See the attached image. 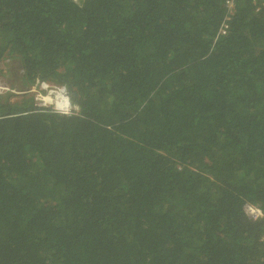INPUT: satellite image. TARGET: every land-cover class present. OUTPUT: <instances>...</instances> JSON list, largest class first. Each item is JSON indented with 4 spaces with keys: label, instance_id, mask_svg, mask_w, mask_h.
I'll return each mask as SVG.
<instances>
[{
    "label": "trees",
    "instance_id": "obj_1",
    "mask_svg": "<svg viewBox=\"0 0 264 264\" xmlns=\"http://www.w3.org/2000/svg\"><path fill=\"white\" fill-rule=\"evenodd\" d=\"M225 1L0 0L75 109L0 96V264H264V6Z\"/></svg>",
    "mask_w": 264,
    "mask_h": 264
},
{
    "label": "built area",
    "instance_id": "obj_2",
    "mask_svg": "<svg viewBox=\"0 0 264 264\" xmlns=\"http://www.w3.org/2000/svg\"><path fill=\"white\" fill-rule=\"evenodd\" d=\"M240 0H226L225 5L228 9L236 7V3ZM258 10L264 6V0H250ZM228 31L226 24L220 29L221 34ZM18 73H24L22 68L18 69ZM10 96L22 99L26 95L34 98L36 105L42 109H51L54 113L61 115H70L74 112L67 89L64 86L55 85L47 81H40L32 87L25 88L8 83L5 80H0V96ZM255 209L256 211H251ZM242 210L245 216L251 221H261L264 219V212L261 208L253 203L247 202L243 205Z\"/></svg>",
    "mask_w": 264,
    "mask_h": 264
},
{
    "label": "rangeland",
    "instance_id": "obj_3",
    "mask_svg": "<svg viewBox=\"0 0 264 264\" xmlns=\"http://www.w3.org/2000/svg\"><path fill=\"white\" fill-rule=\"evenodd\" d=\"M18 67L19 63L17 61H11V60H7L5 62H2L0 64V69H1V73H0V80H5L10 84L13 85H17L19 86L20 84H18L16 81H14V76H13V70H17L18 72ZM16 80V78H15ZM10 100L12 102L17 101V100H21L20 98H14V97H9Z\"/></svg>",
    "mask_w": 264,
    "mask_h": 264
},
{
    "label": "clouds",
    "instance_id": "obj_4",
    "mask_svg": "<svg viewBox=\"0 0 264 264\" xmlns=\"http://www.w3.org/2000/svg\"><path fill=\"white\" fill-rule=\"evenodd\" d=\"M251 211L255 212L256 210L255 209H252Z\"/></svg>",
    "mask_w": 264,
    "mask_h": 264
}]
</instances>
